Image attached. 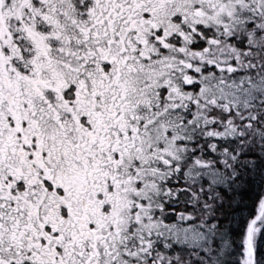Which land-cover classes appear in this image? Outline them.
Instances as JSON below:
<instances>
[{"label":"flooded vegetation","instance_id":"af4514ba","mask_svg":"<svg viewBox=\"0 0 264 264\" xmlns=\"http://www.w3.org/2000/svg\"><path fill=\"white\" fill-rule=\"evenodd\" d=\"M261 1L0 0V264H168L140 243L142 257L117 261L124 213L145 205L128 198L147 182L129 157L168 104L216 100L201 91L206 72L241 73L238 42L264 35ZM234 3L247 8L229 14ZM157 55L168 63L151 70L163 90L148 104L130 78ZM171 162L178 173L164 172ZM183 162L158 165L163 213Z\"/></svg>","mask_w":264,"mask_h":264},{"label":"rangeland","instance_id":"374dc122","mask_svg":"<svg viewBox=\"0 0 264 264\" xmlns=\"http://www.w3.org/2000/svg\"><path fill=\"white\" fill-rule=\"evenodd\" d=\"M250 5V3H248ZM247 8L246 5L241 3H234L228 7V13L236 15L240 13L241 9ZM262 14L264 15V0L260 3ZM235 18V17H234ZM264 21V20H262ZM218 27L224 25V23H215ZM231 26L241 27L242 24L239 20L231 21ZM261 25V24H258ZM257 25V26H258ZM264 26V24H262ZM243 27V26H242ZM256 44H262L264 42V35L257 39ZM263 55L258 57L262 58ZM142 57V56H141ZM245 57V53L244 56ZM132 64L134 58L132 56ZM154 60H136L135 66L142 69L140 73L131 75L130 84L132 88H135L137 94L134 95L135 99H144L146 103L150 104L154 101V91L162 92L155 78L152 76L153 70H158V76H162L161 72L163 68L160 62H167L164 56L155 57ZM168 63V62H167ZM152 70V71H151ZM246 70V69H245ZM232 78H227L224 81H216L211 79L210 73H205V79L207 80L204 86L201 88L204 96L207 98H215V101H210L211 105H229L235 109L244 110L248 109L252 104L256 102L264 101V78L256 77L252 74L241 71L240 74L234 69L229 71ZM155 84V85H154ZM200 106L193 107L190 105H184V111L175 113L176 107L173 104H168L167 108H164L161 112V118L159 122L155 123L150 129L146 128L138 135V148L129 157L131 165L134 166L133 172L136 175H141L146 178L144 187L135 189L133 184L130 185V192L128 198L135 200L138 204H145L143 208L140 206L136 210L125 211L124 224H125V237L117 245L119 250V258L117 261L126 262L129 257H142L143 253L141 249H135V244L150 245L151 248H155L156 252H162L163 259L174 262L175 259L183 257L187 264L190 261H197L198 252L200 248H204L209 245L212 238V231L210 229H203L196 222H180L175 219V216L163 213L165 210H157L160 204V200H163L165 190L159 185L164 178V173L159 174L158 170L162 169L158 165L163 163L164 159L178 161H185L189 157L190 151L185 148V145L190 144L191 140L198 138L197 133L201 135L205 134L201 139L214 137L217 133L214 130H210L212 113L214 109L207 107L203 102L199 103ZM209 106V105H208ZM138 110L137 112H139ZM215 113V111H214ZM177 116V120L175 119ZM215 124V123H214ZM236 128L229 126L220 131L219 135L223 137H235ZM141 151H138L139 149ZM135 160H143L144 164L139 167ZM202 160V159H201ZM199 159L192 160L183 169L184 176L189 180L199 183L200 181L209 179L212 184L224 185L226 183L227 173L224 175L218 169H210L204 165V162ZM237 166V165H236ZM144 170V174L138 171V168ZM180 163L171 162L167 164L164 172L173 174L178 173ZM229 175L232 173L234 166H230ZM236 171V170H235ZM162 197V198H161ZM264 197L261 201L260 208L262 207ZM0 204H2V198L0 196ZM156 205V206H154ZM1 206V205H0ZM196 217L191 218L192 221ZM187 220V219H186ZM264 221L262 220L256 224V231L259 235ZM1 235L3 232L1 231ZM138 239L141 241L139 242ZM148 241V242H147ZM147 242V243H142ZM114 244V243H113ZM172 244V245H171ZM115 246V244H114ZM177 246L178 251H173L172 247ZM138 251V252H137ZM248 251V253H247ZM245 251L246 256L250 255L249 249ZM247 261L249 258H247ZM213 263L217 260L213 258ZM192 264V263H191Z\"/></svg>","mask_w":264,"mask_h":264},{"label":"trees","instance_id":"16d2710c","mask_svg":"<svg viewBox=\"0 0 264 264\" xmlns=\"http://www.w3.org/2000/svg\"><path fill=\"white\" fill-rule=\"evenodd\" d=\"M249 41L242 39L237 45L243 49V56L245 53L241 69L264 78V42L260 45ZM260 55L262 58L258 57ZM211 102L205 105L215 111L211 118L215 124L210 125V130L217 135L203 140L201 137L205 134L197 133L198 138L190 142L187 159L189 163L200 158V162H204L201 165L218 169L224 175L227 173L226 183L212 184L206 178L199 183L187 178L170 180V191L178 193L177 198H168L165 209L180 222H196L203 229L212 231L211 242L198 252V263L194 260L190 264H252L250 255L247 257L245 252L248 250L246 233L264 197V101L244 110L229 105H211ZM229 126L236 128L235 137L219 135ZM231 165L234 169L229 175ZM257 234L255 226V264H264V221ZM213 258L217 259L214 263ZM187 262L181 257L172 263L169 260L168 264Z\"/></svg>","mask_w":264,"mask_h":264},{"label":"water","instance_id":"95a60500","mask_svg":"<svg viewBox=\"0 0 264 264\" xmlns=\"http://www.w3.org/2000/svg\"><path fill=\"white\" fill-rule=\"evenodd\" d=\"M263 216H264V201H263V204H262V207H261L259 213L257 214V216L250 223L249 228H248V232H247V235H246V240H247L249 252H250V255H251L252 264H255V259H256V250H255V246H254V243H253V240H252V232H253V228H254L255 224Z\"/></svg>","mask_w":264,"mask_h":264}]
</instances>
